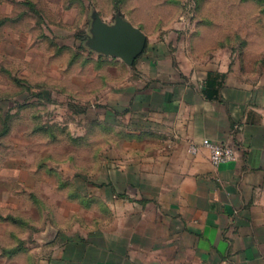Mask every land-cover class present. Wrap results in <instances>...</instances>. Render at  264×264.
<instances>
[{"label":"rangeland","instance_id":"obj_1","mask_svg":"<svg viewBox=\"0 0 264 264\" xmlns=\"http://www.w3.org/2000/svg\"><path fill=\"white\" fill-rule=\"evenodd\" d=\"M120 24L146 39L131 65L100 40ZM189 65L264 99V0H0V264L103 262L136 211L143 101Z\"/></svg>","mask_w":264,"mask_h":264},{"label":"crops","instance_id":"obj_2","mask_svg":"<svg viewBox=\"0 0 264 264\" xmlns=\"http://www.w3.org/2000/svg\"><path fill=\"white\" fill-rule=\"evenodd\" d=\"M209 71L226 74L218 100L202 94ZM171 72L167 87L153 83L151 99L142 98L139 138L150 144L126 170L135 176L136 211L119 218L103 262L94 264H264V217L256 212L264 207L258 86L198 65ZM204 139L233 147L234 160L214 166Z\"/></svg>","mask_w":264,"mask_h":264},{"label":"water","instance_id":"obj_3","mask_svg":"<svg viewBox=\"0 0 264 264\" xmlns=\"http://www.w3.org/2000/svg\"><path fill=\"white\" fill-rule=\"evenodd\" d=\"M99 31L103 47L120 56L128 65H131L144 49L145 36L130 25L120 24L117 30L102 28Z\"/></svg>","mask_w":264,"mask_h":264},{"label":"built area","instance_id":"obj_4","mask_svg":"<svg viewBox=\"0 0 264 264\" xmlns=\"http://www.w3.org/2000/svg\"><path fill=\"white\" fill-rule=\"evenodd\" d=\"M201 145L209 151V158L214 166L231 162L235 158V151L231 146L222 145L208 139H204ZM198 148L197 145L193 144L190 146V151L196 153Z\"/></svg>","mask_w":264,"mask_h":264},{"label":"trees","instance_id":"obj_5","mask_svg":"<svg viewBox=\"0 0 264 264\" xmlns=\"http://www.w3.org/2000/svg\"><path fill=\"white\" fill-rule=\"evenodd\" d=\"M226 79L225 73L209 71L206 74L202 94L207 100H218Z\"/></svg>","mask_w":264,"mask_h":264}]
</instances>
